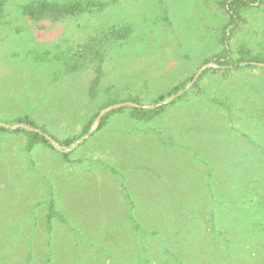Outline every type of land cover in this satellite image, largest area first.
<instances>
[{"label": "rangeland", "instance_id": "1", "mask_svg": "<svg viewBox=\"0 0 264 264\" xmlns=\"http://www.w3.org/2000/svg\"><path fill=\"white\" fill-rule=\"evenodd\" d=\"M0 264H264V0H0Z\"/></svg>", "mask_w": 264, "mask_h": 264}, {"label": "trees", "instance_id": "2", "mask_svg": "<svg viewBox=\"0 0 264 264\" xmlns=\"http://www.w3.org/2000/svg\"><path fill=\"white\" fill-rule=\"evenodd\" d=\"M163 106H164V105H161V106H159V107H155L154 109H152V111L158 113V112L161 111V109L163 108ZM45 140H46V137H45V136H44V137H43V136L40 137L39 135L36 134L33 138L30 139V141H29V145H30V147H31V146H33L35 143H37V142H39V141H45ZM48 225H49V227L52 226L51 214L49 215V218H48Z\"/></svg>", "mask_w": 264, "mask_h": 264}]
</instances>
